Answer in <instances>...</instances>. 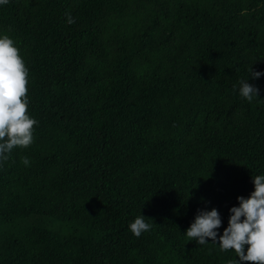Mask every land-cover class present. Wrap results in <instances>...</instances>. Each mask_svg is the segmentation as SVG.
I'll use <instances>...</instances> for the list:
<instances>
[{"label": "trees", "instance_id": "trees-1", "mask_svg": "<svg viewBox=\"0 0 264 264\" xmlns=\"http://www.w3.org/2000/svg\"><path fill=\"white\" fill-rule=\"evenodd\" d=\"M0 33L38 121L0 167V264L234 258L184 233L215 207L222 234L264 173V77L251 103L236 90L264 71V0H9Z\"/></svg>", "mask_w": 264, "mask_h": 264}, {"label": "clouds", "instance_id": "clouds-1", "mask_svg": "<svg viewBox=\"0 0 264 264\" xmlns=\"http://www.w3.org/2000/svg\"><path fill=\"white\" fill-rule=\"evenodd\" d=\"M8 3L9 0H0V7ZM65 15L68 24L75 23L70 13ZM28 76L29 70L16 42L9 35L0 33V167L9 160L15 148L26 149L34 142L38 121L28 111ZM262 77L264 71H255L252 66L248 78L238 82L239 97L249 103L259 99L261 89L250 80L257 81ZM21 163L29 166L30 160L25 156ZM251 180L254 190L247 198L237 197L238 206L230 207L222 234L223 218L219 210L205 207L197 209L185 237L194 240L198 246L215 245L220 252L232 251L234 258L228 264H264V173L252 175ZM149 220L140 214L128 224V230L140 237L151 230Z\"/></svg>", "mask_w": 264, "mask_h": 264}]
</instances>
